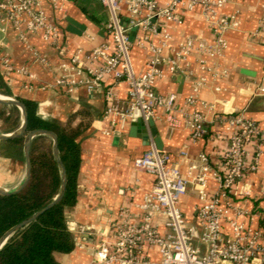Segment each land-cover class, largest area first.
Listing matches in <instances>:
<instances>
[{
    "label": "crops",
    "instance_id": "obj_1",
    "mask_svg": "<svg viewBox=\"0 0 264 264\" xmlns=\"http://www.w3.org/2000/svg\"><path fill=\"white\" fill-rule=\"evenodd\" d=\"M60 5L63 11L55 9L48 0L43 3L50 21L60 27L64 55L47 43L41 33L29 36L35 51L19 39L12 27L0 35L5 42V52L15 68L29 71L28 74L15 71L4 73L0 69L13 97L35 103L38 116L42 119L60 125L72 123L73 127L83 125L85 129L79 138L82 164L77 203L67 211L68 227L76 248L69 254H56L57 261L60 264H93L95 248L103 242L114 241V222L122 209H130L138 220L142 218L140 206L144 196L153 189L155 177L138 170L135 160L155 146L158 140L161 152L170 154L172 162L189 180L188 191L182 197L180 207L200 235L203 229L197 215L203 200L202 187L196 178L205 166H209L211 174L205 191L208 197L218 193L219 184L214 174L222 167L230 133L227 123L221 119L242 115L257 122L264 133V33L259 31L260 21L264 18V0H227L220 9L222 15L233 14L240 21L239 27L226 33L228 48L223 56L210 57L195 50L179 62L175 74L164 68L156 90L163 95H177V127L168 123L162 109L153 119L154 127L140 123V114L133 118L117 113L107 114L109 106L118 109L127 106L130 86L126 78L119 80L113 75H105L92 93L84 85L71 95L56 87L59 75L84 79L90 70L96 71L104 66L103 59L89 62L84 58L82 73L79 72L72 63L73 56L79 51L85 55L97 47L108 45V53H114L108 30L110 13L99 0H61ZM122 15L124 24L129 27L132 43L131 64L139 75L145 72L147 62L153 55L150 45L158 44L160 37L142 26H129L126 9ZM145 17L144 12L142 19ZM178 18L179 22L170 25L171 40L163 51L164 57L171 58L186 37L193 38L197 44L214 43L213 31L198 12L182 10ZM70 20L84 29L73 27ZM153 23L159 24L155 20ZM204 64L206 69H203ZM63 65L69 67L66 72ZM243 71H250L254 75H247ZM30 75H34L35 79ZM107 94L111 95L110 99ZM191 97L197 99L194 105L187 102ZM0 110L13 114L9 110ZM195 111L205 116L209 129L207 136L198 141L192 138L188 125V114ZM153 129L156 135H153ZM13 132L5 129L0 119V135ZM10 141L0 140V189L8 192L18 189L27 176L25 153L24 156L19 155ZM247 149L253 153L255 143L249 144ZM183 152L186 155H182ZM203 156L207 161L203 160ZM243 184L249 185L251 194L236 199L244 202L253 213L260 211L264 215V147L260 171L245 176ZM234 219L236 217L232 215L230 220ZM239 221L253 228L264 226V220L257 217H240ZM156 224L160 233L166 235L168 231L164 219L159 217ZM224 227L225 234L231 235L230 223ZM194 243L201 246L198 239ZM146 254L153 261L161 258L158 248L154 246H148Z\"/></svg>",
    "mask_w": 264,
    "mask_h": 264
},
{
    "label": "built area",
    "instance_id": "obj_2",
    "mask_svg": "<svg viewBox=\"0 0 264 264\" xmlns=\"http://www.w3.org/2000/svg\"><path fill=\"white\" fill-rule=\"evenodd\" d=\"M45 0H0V35L12 27L19 39L31 50L29 36L41 33L43 39L65 54V47L60 39V27L51 22L43 7ZM51 5L63 11L61 0H48ZM110 13L108 30L114 44V53L109 54V46L102 45L89 54L82 51L72 58L79 72L83 70V59L95 62L105 61L103 67L92 71L84 79H74L67 74L56 78V87L68 95L79 87L86 86L88 92H94L105 75H113L117 79L126 78L129 83V100L126 107L118 109L109 106L107 114L117 113L128 118L140 114L149 125L157 111L162 109L166 120L172 127L179 122L177 112V95H163L156 90L157 81L164 73V68L175 74L179 62L197 50L210 57H221L228 48L226 33L239 27L236 15H222L227 0H99ZM129 13V26H142L145 30L159 36L158 44H151L152 57L148 60L145 72L137 75L132 67L130 52L131 39L129 27L123 22V10ZM198 12L205 18L214 33V43L197 44L193 38L186 37L179 50L171 58L163 56V51L171 40L170 25L179 22L180 11ZM146 17L142 19L143 13ZM157 21L159 24L153 23ZM259 31L264 33V18L260 21ZM5 42L0 37V69L4 73L19 72L28 74L26 68L16 69L5 52ZM36 53V52H35ZM39 55L38 53H36ZM45 62V60H42ZM203 65V69H206ZM69 67L63 65L66 72ZM35 79L34 75H30ZM111 95L107 94L110 99ZM189 105L197 103V99H188ZM230 130L229 146L223 157L222 167L214 174L219 184V191L208 197L205 187L211 174L209 166H205L197 176L196 182L201 185L203 204L198 209V220L202 226L199 235L195 226L191 225L180 207V201L187 194L189 180L183 175L179 166L172 162L168 153L159 151L153 146L148 152L135 160V167L155 177L153 189L144 196L140 206L142 218L136 219L131 210L124 208L114 222V241L103 242L94 250L93 264H264V226L253 228L239 221L240 217H257L264 220L258 211L253 213L238 196H250L248 184H243L247 175L256 174L261 168L264 147V133L254 120L242 115L221 119ZM188 125L194 140H201L209 133L205 116L195 111L188 114ZM255 143L253 153L248 152V145ZM182 155H186L183 152ZM203 160L207 158L203 156ZM236 217L230 220V217ZM164 219L167 234L162 235L156 221ZM230 223L232 234H225V224ZM198 239L201 246L194 241ZM158 248L159 261L147 257V247Z\"/></svg>",
    "mask_w": 264,
    "mask_h": 264
},
{
    "label": "trees",
    "instance_id": "obj_3",
    "mask_svg": "<svg viewBox=\"0 0 264 264\" xmlns=\"http://www.w3.org/2000/svg\"><path fill=\"white\" fill-rule=\"evenodd\" d=\"M0 95L12 97L26 105L30 114L29 131L43 129L57 134L60 157L68 175V187L62 202L11 237L0 251V264H60L56 254H69L76 248L75 239L68 227L67 211L77 203L82 164L79 138L84 133V126L73 127L72 123L60 125L40 118L35 103L13 97L1 71ZM0 119L14 132L23 121L20 116L2 110ZM10 143L16 146L19 155L24 156L25 144L21 137ZM31 161L32 175L28 185L17 194L0 195V238L14 226L47 207L61 193L62 173L55 160L53 145L36 139L31 147Z\"/></svg>",
    "mask_w": 264,
    "mask_h": 264
},
{
    "label": "water",
    "instance_id": "obj_4",
    "mask_svg": "<svg viewBox=\"0 0 264 264\" xmlns=\"http://www.w3.org/2000/svg\"><path fill=\"white\" fill-rule=\"evenodd\" d=\"M70 24L79 30L84 29V27H82L81 25H78L77 23H75L72 20H70ZM243 73H245L247 75H254V73H252L250 71H243ZM5 97H7V96H5ZM9 98H11V97H9ZM11 99H13L16 102V106H15L16 108L8 106L1 101H0V108L3 110H7V111L9 110L13 113L21 115L23 121H22L20 128L16 132H14L12 134H7V135H0V140H2V141L13 140V139H16L19 137H21L23 139L24 144H25V156H26V161H27V176H26L24 183L18 189L14 190L12 192H8V191L0 189V195L6 196V195L17 194V193L21 192L28 185V183L31 179V175H32V161H31L32 143H33L34 139H38L40 141L47 140L46 137L44 136L45 134L48 135L49 139L52 140L55 160L61 169L62 189H61L60 195L51 204H49L47 207L41 209L40 211H38L36 214L29 217L28 219L22 221L18 225L14 226L9 231H7L0 238V251L3 249V247L9 241V239L11 237H13L18 231L27 227L29 224H31L33 221H35L41 215H43L47 211L51 210L52 208H54L55 206L60 204L62 202V200L64 199V196H65V193H66V190L68 187L67 170H66V168H65V166L61 160V157H60V144H59V138H58L57 134L52 132V131L43 130V129H34L32 131H29L27 124L29 123L30 114H29V111H28L26 105L24 103H22L21 101H18L14 98H11ZM9 107H11V108H9ZM140 117H141L140 123L142 122L146 125L147 123L144 121V119H142L141 115H140ZM149 125L154 127L153 119L149 120ZM152 133H153V135H156L155 129L152 130ZM156 147L159 151L162 150V147L159 144V140L156 143Z\"/></svg>",
    "mask_w": 264,
    "mask_h": 264
},
{
    "label": "bare ground",
    "instance_id": "obj_5",
    "mask_svg": "<svg viewBox=\"0 0 264 264\" xmlns=\"http://www.w3.org/2000/svg\"><path fill=\"white\" fill-rule=\"evenodd\" d=\"M0 101L7 104V105H10V106H14V107L16 106V102L13 99H11L9 97H5L3 95H0ZM44 136L49 138V136L46 134Z\"/></svg>",
    "mask_w": 264,
    "mask_h": 264
},
{
    "label": "rangeland",
    "instance_id": "obj_6",
    "mask_svg": "<svg viewBox=\"0 0 264 264\" xmlns=\"http://www.w3.org/2000/svg\"><path fill=\"white\" fill-rule=\"evenodd\" d=\"M12 98V97H11ZM7 105V104H6ZM8 106H10V105H8ZM11 107H14V106H11ZM16 113H13V115H15ZM8 126H5V129H8L7 128ZM47 140H45V141H40V142H43V143H45V144H47V145H53L52 144V140L51 139H49V138H46Z\"/></svg>",
    "mask_w": 264,
    "mask_h": 264
}]
</instances>
